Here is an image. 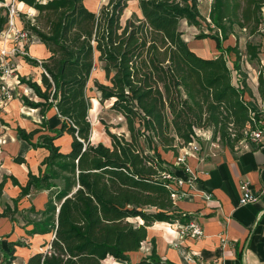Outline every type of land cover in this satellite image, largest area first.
Listing matches in <instances>:
<instances>
[{
    "label": "trees",
    "instance_id": "16d2710c",
    "mask_svg": "<svg viewBox=\"0 0 264 264\" xmlns=\"http://www.w3.org/2000/svg\"><path fill=\"white\" fill-rule=\"evenodd\" d=\"M17 1L43 18L44 28L23 20L21 24L31 41L43 44L50 54L42 61L25 56L27 63L42 68L41 84L20 80L33 94L22 97L24 106L38 109L42 122L31 132L18 128L17 134L48 155L37 174L29 169L25 186L15 178L12 182L20 186L21 197L33 190L48 192L45 211L31 208L40 216L31 222V233L52 234L49 250L28 264L130 262L154 223L187 225L191 220L176 205V178L162 152L178 158L197 139L198 130L210 132L213 141L231 149L250 141L252 131L264 130V114L246 98L243 55L238 45L224 47L236 29L248 31L250 38L262 36L264 0H214L209 22L201 17L199 0H140L141 18L133 14L125 25L121 17L126 0H109L99 14L85 0ZM183 20L195 27L204 21L208 32L195 38L213 40L219 55L196 54L180 30ZM8 21L9 12L2 10L0 36ZM260 49V44L246 43L250 63L260 64ZM229 53L235 55L233 69L225 58ZM96 61L103 64L109 82L93 80L99 101H113L111 109L124 117L129 133L126 137L108 131L110 146L91 141L88 86ZM259 86L263 92L262 74ZM53 108L62 125L51 130L46 116ZM46 130L50 134H43ZM64 135L71 137L67 152L56 144ZM3 189L4 181L0 196ZM16 212L7 206L0 217L13 218ZM131 219L142 223L135 225ZM152 258L161 264L155 250Z\"/></svg>",
    "mask_w": 264,
    "mask_h": 264
},
{
    "label": "crops",
    "instance_id": "0c3cea01",
    "mask_svg": "<svg viewBox=\"0 0 264 264\" xmlns=\"http://www.w3.org/2000/svg\"><path fill=\"white\" fill-rule=\"evenodd\" d=\"M262 32L264 33V29ZM260 38V64L257 63L258 70H255L258 76L252 75L249 72L250 69L244 70V73L246 76L248 75L246 98L249 106L264 114V90L261 92L259 86V76L260 74L262 77L264 76V35ZM26 48L28 50V46ZM45 50L44 58L47 59L50 54L47 49ZM40 55L39 51H35V57L38 58ZM243 57L247 58L246 55ZM19 62L36 69L23 60H17L16 71L19 72L13 77H9L7 81L14 86L16 91L26 90L24 95L31 94L32 96L28 97H33L27 85L20 83L21 78L29 72V67L23 69ZM246 63L250 64L248 59ZM21 69L24 71L22 72ZM234 75L236 76V74ZM103 76L105 77L104 71ZM36 81L41 84L38 80ZM91 82H93L92 79ZM22 102L21 99L8 101L5 103V107L0 109V120H5L9 125V128L6 129L7 132L0 133L10 135L13 140L19 138L18 126L31 132L40 128V125L36 124L42 122L40 111L28 108ZM25 110L30 111V114L33 115L34 123L23 119L21 113ZM51 119L54 120V126L49 124V129H59L62 119L59 118L55 108L47 113V122H51ZM10 128H14L16 131L10 130ZM45 132L50 134L49 130ZM205 132L208 134L201 137L209 139L211 133ZM1 134L0 139L3 140ZM65 137L69 142L66 151L63 152L69 150L71 143V137L64 135L62 138ZM196 140L200 145H203L200 137ZM17 145H25V141L20 139ZM5 147L12 154L16 151L13 144H7ZM46 153L47 156L48 152L46 151ZM3 154L6 159L12 160V163L8 166L10 171L0 168V184L4 181V189L0 196V215L7 206H10L12 210L17 208V212L13 218L0 217V264H28L31 257L46 253L50 248L49 242L52 240V234L31 233L34 228L31 222L40 219V216L32 213L31 208L34 207L37 212L45 211L48 192L33 190L30 195L21 197V188L13 184L12 178H15L21 186H25L28 181L29 169L37 174L39 168L33 169L32 165L27 164L26 161L23 164H18L16 158L13 159L9 154ZM184 154L188 155L186 166L181 168L178 158ZM162 155L172 165L170 170L174 173L175 178L184 181L181 191L188 195L184 199L176 198V205L182 212L191 216L187 225L195 224L201 229L202 235L186 236L185 233L182 234L181 229L186 225L156 222L148 228V237L144 242L147 246H151V250L149 249L151 253H142L141 247L139 251L130 254V262H118L158 264L152 258L153 250H155L156 257L161 264H264V134L259 140L243 142L235 149L223 147L218 151L205 149L202 152H196L193 147L189 148L188 146L180 151L178 158L172 152H162ZM243 181L250 183V189L257 197L256 202L246 206L240 205ZM34 192H38L40 195L36 200L32 198ZM206 194L210 196L209 200H206ZM176 232L177 236H175ZM188 257H192L193 261H188Z\"/></svg>",
    "mask_w": 264,
    "mask_h": 264
},
{
    "label": "rangeland",
    "instance_id": "374dc122",
    "mask_svg": "<svg viewBox=\"0 0 264 264\" xmlns=\"http://www.w3.org/2000/svg\"><path fill=\"white\" fill-rule=\"evenodd\" d=\"M128 3L127 9L124 11L122 17H121V24L125 25L127 19L132 18L133 14L141 18V13L139 10V1L140 0H126ZM17 0H6L5 3L0 4V12L3 10V13L6 12V10L10 13V15L13 17V24L18 27L19 29L23 28L21 24V20L24 21V23H32L34 25H38L40 28H44L45 22L43 18L39 16V13L36 10H30L28 7H23L21 4L17 3ZM109 0H85L84 3L86 7L95 12L96 14H99L100 10L102 7L106 6L108 4ZM214 0H199L200 4V12H201V17L206 19L207 22H209L208 14L209 10L211 9L213 5ZM6 8V10H4ZM263 18H264V11H263ZM9 26V25H8ZM7 26L5 30V35L3 40H1L0 43V49H5L7 51H10V55L6 56L3 58V60H0V65L2 68L4 66H8L10 69H12V74L10 77H13L14 74H16L19 71H16L17 69V60H23L25 63V56H30L32 58H36L39 61L45 60L44 58V53L46 47L41 44L40 42H29L26 44L25 42L18 41L16 39V36L10 32V28ZM264 27V26H263ZM180 30L183 34L184 39L188 42L190 48L198 55H201L203 57H209L213 58L218 56V50L216 48L215 42L211 39H205V40H196L195 36L200 34L201 32H208L207 25L204 21H201V26L200 27H195V26H189L185 20L181 21L180 23ZM262 36L264 33H261ZM260 35H256L255 37L250 38L248 31H241L239 29H236L235 36H230L228 40L224 41V47L227 48L228 46H235L238 45V48L243 56L246 55V43L247 42H252L254 44H259ZM237 40V41H236ZM26 44V45H25ZM28 46V50L25 47L26 53L23 55L18 54L17 52H13L12 50L14 49H19L23 50V46ZM35 51H39L41 53L40 56L35 57ZM98 56V55H96ZM225 58L227 60L228 66L233 69V63L235 60V55L232 53L226 54ZM247 58L242 57V70H249L252 75L258 76V73H255V70H258L257 63L253 62L247 65L246 63ZM21 63V62H19ZM20 65V64H19ZM23 69H28L27 65L24 64L23 62L21 63ZM26 65V66H25ZM21 69L23 72L24 70ZM43 70L41 67H36V69H33L29 67V72L27 75H24L25 77L31 79V80H38L40 81V75L42 74ZM1 74V73H0ZM18 74V73H17ZM234 74H236L234 72ZM22 76V75H21ZM248 77V75L246 76ZM9 78V77H8ZM6 78L4 81L5 83L9 86L10 91H11V98L9 100H3L0 95V109H3L5 107V103L8 101H12L15 99H21L22 97L25 96L26 90L24 91H16L14 89L13 85H10L9 82L7 81ZM264 78V76H263ZM92 81L93 80H98L101 83L104 84H109V82L106 80V78L103 76V64L96 61L95 68L93 69L92 76H91ZM247 79V78H246ZM88 95L91 98V111H90V121L92 123V134H91V141L94 144H98L100 142L104 143L107 146L111 145V139L108 136V131L119 135L125 134L126 137L129 136L128 130H127V124L125 122L124 117L117 111H114L111 109L113 101H105V102H100L99 97L100 94L97 92L93 82L90 83L88 86ZM25 92V93H24ZM28 96H32L29 94ZM33 98V97H32ZM36 99V98H34ZM23 103V102H22ZM21 116H23V119H25L27 122H32L34 123L33 120V115L30 114V111L25 110L23 113H21ZM52 124L54 126V120L51 119V122L49 121L48 125ZM37 126L40 124H36ZM4 127V128H3ZM0 132L5 131L7 128H9L8 123L5 120H0ZM3 128V129H2ZM18 128H22L18 126ZM10 130H14V128H10ZM16 131V130H14ZM47 132H44L43 134H46ZM1 134V133H0ZM42 135L39 134L34 138V142L37 141L38 137ZM3 137V140L0 139V164L2 168L1 170H6L10 171L8 166L12 163V160L6 159V156H4L3 153L9 154L15 158H24V160L27 162V164L32 165L33 169H38L40 166L41 161L43 158L46 156V151L44 149H38L35 150L31 148V146L25 142V145H17L18 141H20L19 138L16 140H13L10 135H5L1 134ZM202 139L203 145H200L198 143V140H196V144H193L189 146V148L193 147V150L196 152H202L205 149L207 150H221L223 149V146L218 140L213 141L212 136L210 135L209 139L206 137H200ZM23 141V140H21ZM68 142L69 140L65 138H61L57 140L56 144L61 146L62 151H66L68 147ZM17 143V144H16ZM7 144H13L16 147V151L14 154H12L9 149H7L5 146ZM9 151V152H8ZM3 154V155H2ZM185 155V154H184ZM2 158V159H1ZM187 159V157H186ZM185 159V163H186ZM181 168L185 167L186 164H180ZM1 181V177H0ZM35 194L33 195V199H38L40 197L38 192H34ZM130 222H132L135 225H139L142 222L139 219H131ZM177 232L176 235L177 236ZM183 234V233H182ZM186 235V234H185ZM188 236V235H186ZM41 242V241H39ZM43 242V241H42ZM149 249L151 250V246H147L145 243L142 246V253L145 254H150ZM109 263L112 264H124L120 263L118 261H108Z\"/></svg>",
    "mask_w": 264,
    "mask_h": 264
},
{
    "label": "built area",
    "instance_id": "2783aa9c",
    "mask_svg": "<svg viewBox=\"0 0 264 264\" xmlns=\"http://www.w3.org/2000/svg\"><path fill=\"white\" fill-rule=\"evenodd\" d=\"M8 25H9L8 27L10 28V32H12L14 36H16V39H18V41L25 42L26 44L31 42L32 37L30 36V34L27 31L23 30V28L21 29H19L18 27L16 28V26L13 24V17L10 15V13H9ZM4 35H5V32L0 36V43H1V40H3ZM25 45L23 46L22 51L17 48L12 51L17 52L18 54L24 56V54L26 53ZM8 55H10V51H7L6 48L0 49V60H3V58H5ZM0 73H1L0 74V95L2 96L1 98L3 100H6V99L9 100L11 98V91H10L9 86L5 83L4 80L10 77V75L12 74V69H10L8 66H4L2 68V66L0 65ZM205 134H208V133L205 131H201V130L196 131L197 138ZM263 134H264V130L256 129L252 131L249 135L250 137L249 142H255L259 140ZM195 142H196V139H194L193 142L189 146L193 145ZM187 156H188L187 154L180 156L178 158V163L185 164V159ZM183 186H184V181H182L181 179L175 180V188L177 189V193L176 195H174L175 199L176 198L184 199L188 197V195H186L184 192L181 191ZM241 191H242V197L240 199V205L246 206L248 204H252L257 201V197L252 193L250 189V183L248 181H243L241 183ZM205 198L206 200H209L210 196L206 194ZM181 229H182L183 234L185 233L186 235H189V236H201L202 235L201 229L193 223L186 225L182 227ZM188 261H193V258L188 257Z\"/></svg>",
    "mask_w": 264,
    "mask_h": 264
},
{
    "label": "bare ground",
    "instance_id": "6f19581e",
    "mask_svg": "<svg viewBox=\"0 0 264 264\" xmlns=\"http://www.w3.org/2000/svg\"><path fill=\"white\" fill-rule=\"evenodd\" d=\"M23 7H24V5L23 4H21Z\"/></svg>",
    "mask_w": 264,
    "mask_h": 264
}]
</instances>
